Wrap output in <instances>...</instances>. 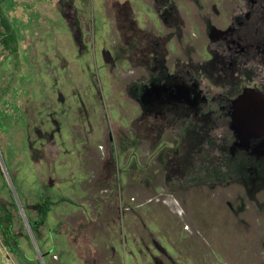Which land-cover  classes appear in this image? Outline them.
Returning <instances> with one entry per match:
<instances>
[{
	"label": "rangeland",
	"instance_id": "rangeland-1",
	"mask_svg": "<svg viewBox=\"0 0 264 264\" xmlns=\"http://www.w3.org/2000/svg\"><path fill=\"white\" fill-rule=\"evenodd\" d=\"M6 16L16 51L0 46L1 61L39 89L47 130L32 156L0 118V211L19 236L18 253L0 240L6 264H81L53 215L86 208L89 176L92 192L108 190L117 253L101 264H264V135L239 141L231 116L243 93L264 95V0H0L1 37ZM159 35L150 64L136 40ZM153 123L169 124L157 140ZM171 145L185 156L170 175ZM33 169H55V184L41 190ZM45 197L41 229L28 205ZM81 240L93 264L90 245L109 238Z\"/></svg>",
	"mask_w": 264,
	"mask_h": 264
},
{
	"label": "crops",
	"instance_id": "crops-1",
	"mask_svg": "<svg viewBox=\"0 0 264 264\" xmlns=\"http://www.w3.org/2000/svg\"><path fill=\"white\" fill-rule=\"evenodd\" d=\"M1 21H3L4 25L11 30V27L8 23L10 21H8L7 16L1 18ZM3 23L1 22L2 25ZM2 39L3 37H1L0 39V46L2 47V49H4V51H9L10 45H3L1 43ZM1 60L2 59L0 58V61ZM9 60L10 59L8 58H4V60L0 63V66L2 67H0V118H3L5 120L8 128L10 127L9 129H7V131L12 135L11 141L14 143L18 141H25L27 143L26 149L30 151L31 155L33 156V148H35L36 151L39 150V148H41L39 146L43 145V143L45 142L44 136L46 137L47 135L43 114L41 112L43 102H39V89L29 87L28 85H23V73H16L18 78L20 79L19 84H14V82L12 81L14 73L13 70L10 69L11 63ZM18 125H20V129L17 127ZM50 131L51 132L49 136H47V138L49 141L53 142L52 149L54 151L52 152L50 162L47 163L48 166L55 163V158H57V153L59 152L57 151L56 144V136L58 132L56 124H53ZM84 156L86 159V155ZM132 158L134 162H136L135 156H132ZM35 162L37 161L35 160ZM40 166H43V163H41ZM33 170L35 183L41 190L48 189L55 184V181L57 180L55 169H46L45 171H42V169ZM88 174H91L89 169ZM89 177L86 182L89 181ZM86 182L82 183L81 190L84 192V195L80 199L81 204H83L86 208L80 207L76 211H70L67 213L63 212L58 215L54 214L53 220L57 222V226L54 228V230L58 235L63 237L62 244L64 245V247L68 246L75 250V254L78 260H80L81 264H86L87 262V259L84 257V255H82V257L79 255L80 251L81 253L86 252L84 250H81L82 247L86 248V245L84 246V244L80 243L82 241L81 239H88L92 236L96 239V241L99 239V237L103 239L109 238L108 245L104 246L102 243L96 246H94L93 244L90 245L91 254H93V256L94 254H97L96 258H98V260L93 264H101V262L104 260H110L117 257L116 248L112 244H110V226L109 222L107 221L109 208L108 203L106 202L108 190L107 192L106 190L102 192L103 186L99 185L98 191L92 192L93 188H87L85 185ZM28 196H30V194H28ZM44 200H49V198L45 197ZM38 204L28 205V207L31 208L30 210L32 211L31 215L33 216V223L38 221V216L36 215L35 211V206ZM132 209L134 212V208ZM44 224H36V226L43 229ZM44 242L54 247L59 244L57 242H53V240L50 239H47Z\"/></svg>",
	"mask_w": 264,
	"mask_h": 264
},
{
	"label": "water",
	"instance_id": "water-1",
	"mask_svg": "<svg viewBox=\"0 0 264 264\" xmlns=\"http://www.w3.org/2000/svg\"><path fill=\"white\" fill-rule=\"evenodd\" d=\"M232 128L241 142L264 135V95L243 93L234 103Z\"/></svg>",
	"mask_w": 264,
	"mask_h": 264
},
{
	"label": "trees",
	"instance_id": "trees-1",
	"mask_svg": "<svg viewBox=\"0 0 264 264\" xmlns=\"http://www.w3.org/2000/svg\"><path fill=\"white\" fill-rule=\"evenodd\" d=\"M3 23V21H1ZM4 36L2 39L3 45H10V50L15 52L16 51V37L12 33V31L4 25ZM12 44V45H11ZM50 201L44 200L42 203H39L35 206L36 215L38 216V221L35 222L36 224L43 225L45 223L47 214L50 210ZM29 225L31 224L28 222ZM15 222L11 217V213L8 211H0V240L1 244L4 248H8L10 253H15L17 246H18V235L15 232ZM31 227V226H30Z\"/></svg>",
	"mask_w": 264,
	"mask_h": 264
},
{
	"label": "flooded vegetation",
	"instance_id": "flooded-vegetation-1",
	"mask_svg": "<svg viewBox=\"0 0 264 264\" xmlns=\"http://www.w3.org/2000/svg\"><path fill=\"white\" fill-rule=\"evenodd\" d=\"M166 12L165 13H162L161 14V16L162 17H164V23H167L166 21H167V18H166ZM224 22H226V24H225V28L224 29H222V28H219L218 30L220 31V32H223V31H226V30H228V28L230 27V24L229 23H227V21L226 20H224ZM223 22V23H224ZM141 32V31H140ZM167 38V39H166ZM143 39V38H142ZM160 40V41H159ZM166 40H168V37L167 36H163V35H159L158 37H154L153 38V40H150L148 43L146 42V41H144V42H141V40H140V42L141 43H139L137 40H136V43H137V46H140L141 47V49H140V51L142 50L145 54H146V52H148V55H149V58H151V60H150V64H152V61L153 60H157V56H156V54H155V46L154 45H156V47H157V44H158V42H161V41H166ZM145 43V44H144ZM134 46H135V44H134ZM145 48H147L148 50H146ZM148 57V56H147ZM177 67H179V65H176V68ZM175 72H176V69H175ZM166 125L168 126L169 124H165L164 126H160V127H158V126H156V124H154L153 123V126L151 125V131L152 132H154V133H151V135L149 136V138H154L155 140H157L159 137H160V135H161V132L163 131V127H166ZM171 125V124H170ZM141 135H138L137 136V138L135 139V141L133 142V144L134 145H136L137 144V139L140 137ZM147 137V136H146ZM169 147V149L172 151V153H173V155L171 154V157H168L167 159H168V165H167V169H165V172H166V174H175V173H177L178 171H179V169H182V165H180V162H179V160L181 161V159H183V157L185 156V154L182 152L181 154L180 153H174L173 152V147H172V145L171 146H168ZM168 153V152H167ZM178 154H180V155H178ZM134 156H135V160H136V162H137V165H139V163H138V160L137 159H139V155L137 154V153H134ZM112 158H113V156H112ZM112 158H109L108 160L109 161H107V162H105V165L107 166V164H110L111 163V165L113 164V162L115 161L114 160V158L112 159ZM18 238H19V236H18ZM16 251V253H18L17 251H18V246H17V249L15 250ZM204 253L205 252H201V254L205 257V255H204ZM208 253V252H207Z\"/></svg>",
	"mask_w": 264,
	"mask_h": 264
},
{
	"label": "built area",
	"instance_id": "built-area-1",
	"mask_svg": "<svg viewBox=\"0 0 264 264\" xmlns=\"http://www.w3.org/2000/svg\"><path fill=\"white\" fill-rule=\"evenodd\" d=\"M0 39H1V36H0ZM7 249V248H6ZM7 257V256H6ZM3 257L0 255V264H6L5 261L2 259ZM8 259V257H7Z\"/></svg>",
	"mask_w": 264,
	"mask_h": 264
}]
</instances>
